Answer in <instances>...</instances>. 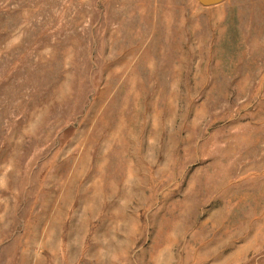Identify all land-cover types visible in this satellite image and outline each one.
Here are the masks:
<instances>
[{
    "label": "rangeland",
    "instance_id": "rangeland-1",
    "mask_svg": "<svg viewBox=\"0 0 264 264\" xmlns=\"http://www.w3.org/2000/svg\"><path fill=\"white\" fill-rule=\"evenodd\" d=\"M0 264H264V0H0Z\"/></svg>",
    "mask_w": 264,
    "mask_h": 264
}]
</instances>
